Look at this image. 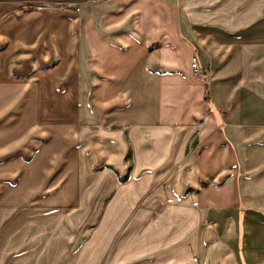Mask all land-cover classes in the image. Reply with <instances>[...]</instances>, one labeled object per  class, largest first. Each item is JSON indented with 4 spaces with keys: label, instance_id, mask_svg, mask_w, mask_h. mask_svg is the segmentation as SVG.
<instances>
[{
    "label": "crops",
    "instance_id": "0c3cea01",
    "mask_svg": "<svg viewBox=\"0 0 264 264\" xmlns=\"http://www.w3.org/2000/svg\"><path fill=\"white\" fill-rule=\"evenodd\" d=\"M53 1L0 0V264H264V42L242 39L258 35L264 0L21 8ZM57 42L69 60L56 75ZM57 95L69 102L59 117ZM126 159L117 183L105 175L87 238L72 223L91 164ZM121 213L133 215L115 237Z\"/></svg>",
    "mask_w": 264,
    "mask_h": 264
},
{
    "label": "rangeland",
    "instance_id": "374dc122",
    "mask_svg": "<svg viewBox=\"0 0 264 264\" xmlns=\"http://www.w3.org/2000/svg\"><path fill=\"white\" fill-rule=\"evenodd\" d=\"M54 8L56 9V11H59V13H64L65 11L68 10H78L79 5H75V4H70L68 2H65L63 0H55L53 2H45V3H35V2H31V3H24L23 6L21 8L24 9H28V8ZM73 10V11H74ZM45 29H47L48 27L45 26ZM255 28L258 29V35H252V36H248V37H242V39H250L253 41H260V42H264V19L262 21H260L258 23V26H256ZM55 30L58 32H63L64 31V25L63 24H59L58 22H56V27ZM60 46V47H59ZM57 49H61L58 50L60 52V63H59V67L57 66L56 69V75L57 73L60 71V73L63 71V62L65 61L66 63L68 62L69 58L65 57V53L63 51L62 48L63 45L59 42H57ZM25 53V52H24ZM40 57L41 58H48L47 56V52L46 51H42L40 52ZM68 59V60H67ZM58 56H56L52 61H50L49 63H39V66L35 63L34 68L39 67L40 69L42 68H48V67H52L54 64L57 63L58 61ZM67 68H65L66 71ZM264 69V68H263ZM209 70V74H211V70L210 68H208ZM263 71V70H262ZM31 71H28V73H24L23 75V79H26L29 75H30ZM67 84L62 86H66ZM73 103V107L76 108L78 107V102H72ZM69 102L68 100H64V98L62 96H56V99L54 101V109L56 111L57 117L61 116L64 114V110L69 108ZM116 128H120L121 131L127 130L126 126H111V125H106L104 126L105 130H114ZM100 131V130H99ZM97 131L96 129H91L89 131L83 132L80 134V136L77 138V140L75 141V147L77 149H81L84 148L86 146V142H87V138H92V137H96L97 135L100 136V132ZM126 135V133H125ZM44 140V139H43ZM43 142V141H41ZM37 147H33L29 152L23 153V160L25 161H29L32 156L33 153L36 151ZM129 151V149H127V152ZM126 161V165H125V169L124 170H120L118 166L112 164H106L105 162H96V163H92L91 164V177H90V181H88V185H87V196L85 197L86 199V210L81 212L80 214L77 215V217L79 219L75 220L72 224L75 225L77 222L80 221V219H83V223L87 225V232H86V237L90 238L91 237V233H95L97 231V221H98V217L100 214L99 212H96L97 210L101 209V207L103 206L104 202L106 201L107 197H101L99 195V189H101L104 184L106 183L105 180V175L106 173H112L114 177L118 176H125L128 172L127 168H130L133 164L131 159L129 160H125ZM115 168V169H114ZM93 177V178H92ZM2 179V178H0ZM115 183L118 182V178H115ZM220 183V179L218 180L217 178L213 180V184H219ZM3 183L0 180V186ZM101 185V187H100ZM112 187H110L111 189ZM42 198H34L33 197H29L27 199H25L23 201V203L25 204H31V203H37L38 200H41ZM18 200V198L14 199V202H16ZM142 201L140 202L141 205H143V201L144 198L142 197L141 199ZM134 213V212H133ZM133 213L127 215V214H120L121 218H120V225L118 230L115 233V237H118L119 235H121L123 233V231H125L128 227V224L130 222V219L133 215ZM81 217V218H80ZM111 226L108 227V237L112 236L109 232ZM107 237L106 235H104V238ZM112 244L109 245V248H111ZM142 247V246H141ZM128 259L127 256L123 257V260Z\"/></svg>",
    "mask_w": 264,
    "mask_h": 264
},
{
    "label": "built area",
    "instance_id": "2783aa9c",
    "mask_svg": "<svg viewBox=\"0 0 264 264\" xmlns=\"http://www.w3.org/2000/svg\"><path fill=\"white\" fill-rule=\"evenodd\" d=\"M191 70L194 74H202L203 72H206L209 74L208 68H202L199 63L197 56L194 55L191 60Z\"/></svg>",
    "mask_w": 264,
    "mask_h": 264
},
{
    "label": "bare ground",
    "instance_id": "6f19581e",
    "mask_svg": "<svg viewBox=\"0 0 264 264\" xmlns=\"http://www.w3.org/2000/svg\"><path fill=\"white\" fill-rule=\"evenodd\" d=\"M83 65V64H82ZM83 70V69H82ZM62 91V90H61ZM79 92H81V86H79V89H78Z\"/></svg>",
    "mask_w": 264,
    "mask_h": 264
},
{
    "label": "trees",
    "instance_id": "16d2710c",
    "mask_svg": "<svg viewBox=\"0 0 264 264\" xmlns=\"http://www.w3.org/2000/svg\"><path fill=\"white\" fill-rule=\"evenodd\" d=\"M202 74L206 75L207 77H208V75H209V74H208V73H206V72H203Z\"/></svg>",
    "mask_w": 264,
    "mask_h": 264
}]
</instances>
